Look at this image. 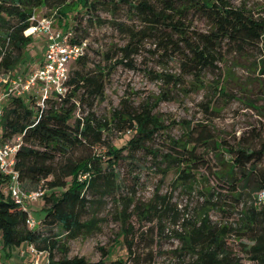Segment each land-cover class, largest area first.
Instances as JSON below:
<instances>
[{
	"label": "trees",
	"instance_id": "obj_1",
	"mask_svg": "<svg viewBox=\"0 0 264 264\" xmlns=\"http://www.w3.org/2000/svg\"><path fill=\"white\" fill-rule=\"evenodd\" d=\"M42 8L56 15V25L60 27L56 30L68 31L72 22L70 44L85 43L86 46L83 55L73 62L79 69L69 72L67 92L61 101L49 100L46 108L35 110L20 99L10 97L2 109V138L22 137L23 140L15 164L22 187L34 190L43 183L45 194L39 200L43 202L42 226L46 228H27V213L5 193L0 177L3 249L20 248L29 243L43 252L50 264H105L107 251L103 252V259L91 263L83 257H68L66 242L98 230V219H85L86 215L94 206L103 205L105 198L116 196L118 163L144 152L166 165L161 170L163 173L174 169L178 186L185 187L188 193L192 192L202 169L208 170L215 181V187H205L204 201L193 220L183 219L168 196L136 207L143 219L167 217L180 226V231H174L180 242L179 256L192 257L190 264H241L227 253L226 239L232 235L239 241L249 242L240 244L251 261L264 264V201L258 198L264 192V124L231 140L222 137L213 123L192 128L189 124L183 137L169 139L168 151L158 154L150 144L155 137L165 135L175 121L166 125L153 113L156 103L144 104L135 113L114 112L111 123L97 118L93 111L94 103L104 97L113 66L133 70L135 57L142 52L158 56L164 67L168 61L179 63L180 75L153 74L165 87L184 90L186 94L205 88L204 74L219 69L220 62L228 58L247 59L254 51L264 53V18L255 17L245 8H234L228 0H0L4 72L13 71L23 63L26 51L34 42L23 32L30 26V17ZM101 12L109 19H102ZM120 12L125 13L126 21L119 18ZM84 21L90 25L109 24L125 35L122 46H112L100 53L104 61L112 62L109 67L87 68ZM198 21L206 23L208 28L199 29ZM260 72L264 74V61ZM187 77L191 80L188 88L185 87ZM213 90L217 101L235 99L218 82ZM168 94L163 93V98ZM246 101L247 107L264 117L249 99ZM84 105L87 111L77 116ZM204 108L210 114H218L210 101ZM109 130L131 133L125 147L116 149L104 139V132ZM100 147H106L104 155L94 152ZM76 150H83L81 156L70 157ZM123 150L127 151L126 155ZM79 173H88L90 178L79 182ZM116 203L120 205L119 201ZM131 203L121 207L120 214L126 219L122 223L131 216ZM210 211L220 214L218 223L211 222ZM56 229L58 232L52 233ZM61 235L64 239L59 238ZM55 251L61 253L60 258L56 259ZM130 254L129 251L128 257L113 259L109 264H127Z\"/></svg>",
	"mask_w": 264,
	"mask_h": 264
},
{
	"label": "rangeland",
	"instance_id": "obj_2",
	"mask_svg": "<svg viewBox=\"0 0 264 264\" xmlns=\"http://www.w3.org/2000/svg\"><path fill=\"white\" fill-rule=\"evenodd\" d=\"M234 8H245L254 14L255 17L264 18V0H228ZM39 17H53L56 25V15L48 9L42 8L37 12ZM102 19H109V16L101 12ZM119 18L125 20V13L120 12ZM129 23V22H125ZM69 30L73 34V23H69ZM86 27L88 69L94 66L109 67L112 62H106L101 58L100 53L108 51L112 46H122L125 43V35L109 24L90 25L83 22ZM196 26L206 30L207 24L198 21ZM42 39V38H41ZM43 40L33 42V45L26 51L22 65L33 67L41 61L43 55ZM149 46H146L148 49ZM152 49V48H151ZM247 59L228 58L224 63L218 64L216 71L208 70L204 74L205 88L186 94L184 90L165 87L161 81L156 80L153 74L167 73L180 75L181 70L177 61H168L165 67L161 65L160 58L148 52H142L135 57L134 69L130 70L122 66L115 67L106 83L104 97L94 103L93 111L97 118L111 123L114 112L135 113L139 112L144 104L156 107L153 113L157 114L168 125L170 121L175 124L166 131L163 136H157L150 144L152 150L158 154L168 151L169 139H180L190 128L198 124L213 123L222 137L231 140L238 137L244 131L252 127L260 128L264 124V117L260 116L257 110L246 106V99L253 103V107L264 113V74L260 72L261 62L264 61V53H251ZM163 64V63H162ZM79 66L71 64L69 72L78 70ZM229 73V77H228ZM228 77V78H227ZM190 78H186V88ZM218 82L225 92L233 95L234 100L224 102L214 95L213 87ZM168 92L167 98L162 95ZM210 102L214 104L217 113L205 111V106ZM87 106L81 107L77 116L83 115ZM211 111V110H210ZM85 114V113H84ZM216 115V117H215ZM104 139L116 149L125 147L131 133L120 134L116 130L104 132ZM97 155H104L106 147H100L94 151ZM83 150H76L70 157L81 156ZM123 155L127 154L123 150ZM210 164H214L210 161ZM105 166V165H104ZM165 164H161L159 158L155 159L149 154L138 152L133 159L125 158L116 167L115 183L119 187L116 196L105 198L103 205L94 206L85 219L95 217L99 221L98 230L89 236H80L66 242L68 257H83L91 263H97L103 259L102 254L107 251L109 254L103 259L105 264L116 258L128 257L129 251L132 257L127 264H190L193 258L185 255L179 256L178 249L180 242L175 237L174 231H180L179 225H174L171 219L165 217L143 219L136 207H142L151 202H156L161 196H168L170 203L176 208L183 219L193 220L199 214V208L204 201V189L208 185L215 187V181L208 170H200L193 184L192 192L188 193L185 187L178 186L174 169L163 173ZM70 182V179L67 180ZM209 181V182H208ZM156 198V199H155ZM117 201L120 205H117ZM132 201L129 213L130 218L122 223L124 219L121 214V207L124 203ZM38 206L35 208V206ZM42 200L27 205L31 216L39 223L35 229L46 230L42 226L43 212ZM236 215L233 218L236 219ZM211 222L218 223L222 218L216 211L209 212ZM182 221V220H181ZM232 221V220H230ZM58 230L52 231L57 233ZM51 236V235H50ZM64 239V235L59 237ZM249 243L246 239L237 240L232 235L227 237V253L234 260L241 264H255L248 258V255L241 250V244ZM19 248L3 249V242L0 238V258L5 263L6 254L10 251L9 261L13 264H27L19 259ZM56 259L61 257L59 251L54 253ZM44 261V259H43Z\"/></svg>",
	"mask_w": 264,
	"mask_h": 264
},
{
	"label": "built area",
	"instance_id": "obj_3",
	"mask_svg": "<svg viewBox=\"0 0 264 264\" xmlns=\"http://www.w3.org/2000/svg\"><path fill=\"white\" fill-rule=\"evenodd\" d=\"M30 26L23 34L25 37L42 38L45 42L39 65L34 69L19 65L10 72L2 70L4 51L0 48V122L2 109L10 97L18 98L32 109H44L49 100L61 101L67 92L70 65L84 53L85 43L70 44L71 30H56L53 17H39L35 12L29 19ZM23 145L22 137L4 140L0 133V177L2 187L10 198L27 213L28 229L39 225L27 209L28 204L37 202L45 194L43 183L34 190H25L15 170L16 154ZM88 173H79V182L87 181ZM258 198L264 201V192ZM19 259L27 264H50L43 252L37 251L34 245L25 243L19 248ZM44 259V261H43ZM0 264L1 258H0Z\"/></svg>",
	"mask_w": 264,
	"mask_h": 264
},
{
	"label": "crops",
	"instance_id": "obj_4",
	"mask_svg": "<svg viewBox=\"0 0 264 264\" xmlns=\"http://www.w3.org/2000/svg\"><path fill=\"white\" fill-rule=\"evenodd\" d=\"M37 40H38V38H35V37L33 38V41H37ZM39 40H43V39L39 38ZM43 41H44V40H43ZM43 48H44V45H43ZM38 65H39V63H37L36 65H34V68H35L36 66H38ZM34 68H33V69H34ZM36 203H37V202H36ZM37 207H38V206L36 205L35 208H37ZM6 255H7V256H6V259H5V263H6V264H13V262H12L11 260H10V261L8 260L9 257H10V251H9V253H7ZM17 264H18V263H17Z\"/></svg>",
	"mask_w": 264,
	"mask_h": 264
}]
</instances>
